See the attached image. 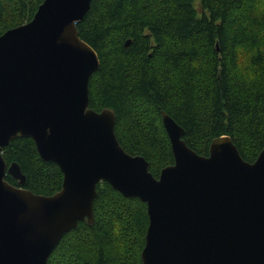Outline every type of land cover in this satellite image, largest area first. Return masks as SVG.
<instances>
[{
	"label": "water",
	"instance_id": "obj_1",
	"mask_svg": "<svg viewBox=\"0 0 264 264\" xmlns=\"http://www.w3.org/2000/svg\"><path fill=\"white\" fill-rule=\"evenodd\" d=\"M91 1L43 0L30 21L0 35V264H47L65 233L93 223L102 181L146 204L141 264H264V148L247 162L220 136L199 155L162 111L174 163L155 178L144 157L119 144L114 111L88 106L100 62L76 25ZM17 137L58 166L57 192L22 187L19 165L1 153Z\"/></svg>",
	"mask_w": 264,
	"mask_h": 264
},
{
	"label": "trees",
	"instance_id": "obj_2",
	"mask_svg": "<svg viewBox=\"0 0 264 264\" xmlns=\"http://www.w3.org/2000/svg\"><path fill=\"white\" fill-rule=\"evenodd\" d=\"M42 1L0 0V35L30 21ZM76 26L100 62L89 108L114 111L119 144L144 157L155 178L174 163L162 111L199 155L220 136L247 162L264 148V0H92ZM1 153L19 165L25 189L52 195L61 188L58 166L39 157L31 138L17 137ZM96 191L93 223L65 233L47 264H141L146 204L107 182Z\"/></svg>",
	"mask_w": 264,
	"mask_h": 264
},
{
	"label": "bare ground",
	"instance_id": "obj_3",
	"mask_svg": "<svg viewBox=\"0 0 264 264\" xmlns=\"http://www.w3.org/2000/svg\"><path fill=\"white\" fill-rule=\"evenodd\" d=\"M162 113V112H161Z\"/></svg>",
	"mask_w": 264,
	"mask_h": 264
}]
</instances>
